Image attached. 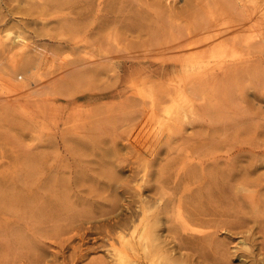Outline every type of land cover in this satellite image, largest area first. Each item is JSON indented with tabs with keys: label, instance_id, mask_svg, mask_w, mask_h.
<instances>
[{
	"label": "rangeland",
	"instance_id": "1",
	"mask_svg": "<svg viewBox=\"0 0 264 264\" xmlns=\"http://www.w3.org/2000/svg\"><path fill=\"white\" fill-rule=\"evenodd\" d=\"M29 1L0 0V41L24 40L12 56L0 49V264H115L107 258L109 240L98 231L105 221L95 217L96 224L85 223V217L92 210H110L113 199L119 205L115 214L125 217L130 199L119 186L131 181L127 163L137 155L131 152L150 140L146 123L136 125V136L128 137L125 120L146 108L144 101L186 85L197 121L186 126L185 139L172 134L158 147L160 157L170 154L164 158L169 165L160 193L175 199L172 224L180 229L182 218L197 205L182 196L200 189L201 195L207 194L203 186L209 180L201 165L208 170L238 159V168L252 165L255 173L247 192L231 182L227 218L190 224L210 233L220 247H206L204 256L181 258V263L264 264V12L260 30L236 46L246 53L248 69L199 84L183 72L188 61L181 46L185 39L189 43V35L195 36L191 29L199 32L207 20V6L199 0H108L100 6L98 0L89 6L84 0H42V6L41 0ZM33 57L36 62L29 63ZM176 64L183 70L180 78L160 76ZM100 151L123 156L121 163L114 155L109 158L125 166L113 172L120 177L113 189L91 188L90 180H101L106 166L101 165ZM125 157L128 161L123 162ZM157 157L147 180L153 181L157 169L167 163ZM187 170H194L195 178L185 187L180 178ZM152 181L142 191L148 199L154 196ZM17 195L26 203L12 200ZM55 197L62 201L58 206L53 205ZM224 223L228 226H221Z\"/></svg>",
	"mask_w": 264,
	"mask_h": 264
},
{
	"label": "bare ground",
	"instance_id": "2",
	"mask_svg": "<svg viewBox=\"0 0 264 264\" xmlns=\"http://www.w3.org/2000/svg\"><path fill=\"white\" fill-rule=\"evenodd\" d=\"M30 1H37V0H30ZM30 1L29 3L31 4ZM49 1H55V0H49ZM59 1L60 3H62L61 0ZM66 1L64 0L65 3ZM84 1L86 5L89 6L93 1L96 0H84ZM105 1L108 0H98L99 6ZM109 1H113V0H109ZM189 1L191 0H188V3H190ZM199 1L200 3L202 2L205 3L207 6L206 11L204 10L206 12L207 20L206 22H201V24L199 25L200 27L199 32L197 31V29L196 30L191 29L192 34H194L193 31H195L194 37L193 35H189L187 33L188 31L186 32L187 36L188 35L190 36L191 42L188 40L189 43L186 42L185 44L184 41L187 40L185 39L182 43H184V45L186 46L181 45L184 47L186 54L185 55L186 61H188L187 65L184 66L185 70L183 71L180 65L176 64L173 65L174 67H171V69H169L167 72H164L163 73L164 75L161 74L160 75L161 77H167L169 79H175L176 77L180 78L181 77L180 73H182L183 71L186 73L185 76H187L188 79L190 78V80L197 81L199 84H207L209 81L215 80L217 77L221 75H234L238 71H245L244 69H248L246 65L248 62L244 61V56L246 55V53L242 54L241 52H239L236 46L239 44L238 42H241V39L245 43H247L250 37H252V35H254L256 32L260 30L261 18H262L261 13L264 12V0H199ZM38 2H40L39 4L42 6L41 4L42 0ZM185 2H187V0H185ZM60 3L58 4L59 7H60ZM191 3H194V0L191 1ZM197 3L198 2H195V4ZM209 4L211 5L214 4V5H212V7L210 6L211 8H209L208 7ZM47 10H49V8ZM23 13L24 14L28 13V11L27 12L25 11ZM29 13H31V10ZM189 13L191 12L189 11ZM199 13L202 12L201 11L198 12V15ZM3 14L4 13H2V15ZM0 20L3 19L1 18ZM64 20L65 23L67 20L66 19ZM68 25L71 26L70 23ZM187 30H190V28ZM196 32L198 33L196 34ZM19 35H21V33L17 34V36ZM44 35H46V33ZM198 36H200V38ZM195 37H198L199 39ZM16 39H18V37ZM193 39L194 42H192ZM181 40H183V38ZM175 41L177 43L178 40ZM25 42H27L26 39ZM22 43H24V40H19L18 42H16V40H13L11 43L0 41V49L7 55L12 56L18 53L15 50ZM174 49L176 48L174 47ZM34 58L35 57H33L31 61H29V63H35L36 59ZM215 64L217 65L214 66ZM192 88L193 87L190 86L189 89ZM186 89H187V85L185 86V88L178 86L174 90L168 91L169 93L168 92L164 93L163 96L157 99H150L148 101H144L147 102L144 103L147 105L146 108H142V110L138 114H136L135 116L128 117L125 120L126 121L125 126H127L126 134L128 135V137L136 136L137 134V130L135 129L136 125L140 123H146L150 126V132H149L150 140H147L148 142L146 143V145H143L142 148H139L137 152L136 151L131 152L132 153L131 156L133 157H134L133 155L134 153L137 154L135 155L136 160L134 159L135 161L133 162L129 159V163H127V165H129L131 181L127 179L126 183H120L119 186L120 189H122V192L127 194L130 199L129 204L127 205L128 207L126 208L127 213H125V217L120 218L121 216L118 217L119 214L118 215H116L117 213L115 214L119 206V205L116 206L115 203L116 199H113L112 202L113 204L111 205L110 210L104 211L101 209L96 213L95 211L92 210L91 214L94 215H91L89 213L90 214L89 216L86 217L84 216L87 220L85 223H91L93 221L92 218L94 219L95 217L98 218L97 219L98 222L105 221L103 224H100V226L98 227L99 229L98 231L107 240H109L108 242H110L109 245L111 249H109L108 251L109 254H107V258L112 259V261H114L115 264H183L184 262L182 260L184 258L194 257L196 255L204 256L206 247L211 248L213 246L215 249L216 248L218 249L220 247V243L218 245L216 244V242H213L210 233H206L205 231L191 228L190 227L191 222H194L195 224H199V225H207V224L209 225L215 223L219 218H227L229 215L228 207L229 205H231V201L229 199V194L231 193L232 190L231 182L233 181L238 182L240 185H242L241 187L242 190L246 192L248 191V188L251 186L252 182L250 181V177L255 173V169H254L255 166L254 168L252 167V165L251 166L249 165V167L239 166L238 168L237 167L238 159L235 160L233 159L234 161L228 159L220 163V165H217L218 164L217 163L215 166H211L210 168H208V170L207 168L205 170L203 165H201L202 174L208 176V180H209L208 183H206V185L203 186L207 191V194L201 195V189H200L198 191L196 190V193L191 194L189 196L188 195L182 196L183 200L186 199L189 204L196 203L198 206L196 205L195 207H193L192 210H189L187 212L186 217L182 218L180 229L172 224L170 213L172 212L173 209L172 204H174L175 199L172 197L169 199H165L164 194L160 193V190L164 188V184H166L167 181L166 178L167 176L164 177V172L167 168V165H169V161L164 158L166 157L168 158L170 154L169 155L167 154L168 156L166 155L164 158L160 157L158 155L160 154L158 147L159 144L162 143L163 139L164 141L170 140L172 134L180 135V138H184L182 132L185 130L186 126L192 125L194 122L197 121L194 108L193 106H191L190 101L186 96V91H187ZM174 130L177 131L174 132ZM186 139L188 140V138ZM128 151L130 154L131 149ZM115 152H113L115 154H110V152L102 151L99 154L103 163L101 165L104 166L105 164L106 166L111 167L109 168L111 170H108V167L104 166L105 170L104 171L102 170L100 173V177L103 180L101 179L102 181L97 180V182H92L93 179H91L90 180L91 188H96L97 185L99 187H105L106 189L107 188L113 189L119 184L120 177L115 176L113 172L118 174L119 173L118 171L124 169L125 166L122 165L123 163L119 165H117L118 163H116L115 165L114 161L116 160V158L118 160L119 157L120 158L123 157L120 156L117 153V151ZM111 155H114L113 157H116L113 158L115 160H112V162H111L112 159ZM157 156L160 157V159L166 160L167 163L164 166H162L161 169H157L158 171H156V174L154 175L153 178V181L155 180V185H156L154 186V193H153L154 196L148 199L147 197H144L142 191L145 188L149 187L148 186L149 182L152 181V178L151 180H147L145 177L149 174V172H151V168H153V166L155 165L154 163L157 160L156 159ZM109 158L111 159L109 160ZM127 158H130V156ZM127 158L126 157L124 159L122 158L123 162L124 160L128 161ZM120 161L121 160H118V162ZM158 163L157 165L159 166L161 163L160 164ZM193 171H188L186 175H183L180 178V182L183 183L185 187L189 186V184L193 182L195 178L194 177L195 175L193 176L192 173ZM139 175H140L139 179H135ZM134 181H136V183L133 186L129 185V182H134ZM30 184L32 185V183ZM12 191H10L9 193L11 194ZM3 193L5 192L3 191ZM99 198H101V196ZM249 198L250 200H252L253 195H250ZM106 199L108 200L107 197ZM12 200H15V202H20L23 204H25L27 201L22 195L14 196ZM2 203H4V201ZM60 203H62V201L58 197H55L53 205L58 206V204ZM253 203L255 204V202ZM108 204L110 205L111 202H109ZM0 206H1V201H0ZM4 206L6 208V205ZM255 210H257L256 205H254L253 207V211ZM163 217L166 218L165 220L166 225L164 226V231L162 229L163 233L160 234L158 228H161L159 226H161ZM89 226L91 225L89 224ZM221 226L227 227L228 224L224 223ZM86 227H88V225ZM87 235L88 234L86 233V236ZM167 237H170L171 240L168 241ZM203 241L206 243L202 244L201 242ZM196 246H199V248H197Z\"/></svg>",
	"mask_w": 264,
	"mask_h": 264
}]
</instances>
